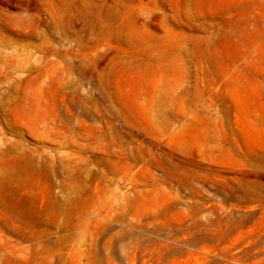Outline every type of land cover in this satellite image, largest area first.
Listing matches in <instances>:
<instances>
[{
  "label": "rangeland",
  "instance_id": "374dc122",
  "mask_svg": "<svg viewBox=\"0 0 264 264\" xmlns=\"http://www.w3.org/2000/svg\"><path fill=\"white\" fill-rule=\"evenodd\" d=\"M0 264H264V0H0Z\"/></svg>",
  "mask_w": 264,
  "mask_h": 264
}]
</instances>
